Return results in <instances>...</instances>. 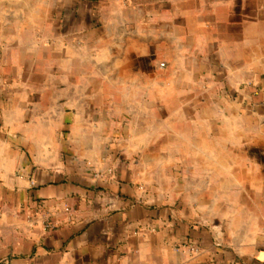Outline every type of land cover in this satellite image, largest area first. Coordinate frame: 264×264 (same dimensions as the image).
I'll return each mask as SVG.
<instances>
[{"label":"crops","instance_id":"1","mask_svg":"<svg viewBox=\"0 0 264 264\" xmlns=\"http://www.w3.org/2000/svg\"><path fill=\"white\" fill-rule=\"evenodd\" d=\"M19 22L43 76L0 39V264H264V0H0Z\"/></svg>","mask_w":264,"mask_h":264},{"label":"rangeland","instance_id":"2","mask_svg":"<svg viewBox=\"0 0 264 264\" xmlns=\"http://www.w3.org/2000/svg\"><path fill=\"white\" fill-rule=\"evenodd\" d=\"M7 13L14 14L24 13L26 19H31L33 23H37L41 18L46 16L47 13L53 10L58 13L59 6L43 5L42 2L36 3L34 6L16 7L14 4L4 7ZM26 23H18V32H10L8 30L2 31L0 39L3 41L4 52L2 53L3 61V75L8 76L14 67L18 69L20 75L27 77H42V52H43V32L41 29L36 28L33 32V38L30 34H26L23 31V27ZM33 41L37 44H32ZM37 62L38 66H34L33 63ZM15 76V75H14Z\"/></svg>","mask_w":264,"mask_h":264},{"label":"built area","instance_id":"3","mask_svg":"<svg viewBox=\"0 0 264 264\" xmlns=\"http://www.w3.org/2000/svg\"><path fill=\"white\" fill-rule=\"evenodd\" d=\"M98 174H95V176H97Z\"/></svg>","mask_w":264,"mask_h":264}]
</instances>
